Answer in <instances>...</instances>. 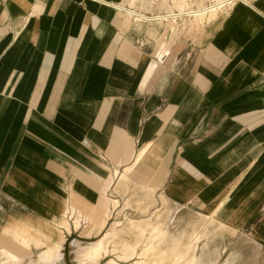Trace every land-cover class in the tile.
<instances>
[{
	"label": "crops",
	"instance_id": "crops-1",
	"mask_svg": "<svg viewBox=\"0 0 264 264\" xmlns=\"http://www.w3.org/2000/svg\"><path fill=\"white\" fill-rule=\"evenodd\" d=\"M99 1L0 0V249L36 253L19 228L63 242L71 206L96 230L112 199L153 197L264 264V0L152 38Z\"/></svg>",
	"mask_w": 264,
	"mask_h": 264
},
{
	"label": "rangeland",
	"instance_id": "rangeland-1",
	"mask_svg": "<svg viewBox=\"0 0 264 264\" xmlns=\"http://www.w3.org/2000/svg\"><path fill=\"white\" fill-rule=\"evenodd\" d=\"M100 1L107 2L109 6H103ZM100 1L99 4L105 11H123L129 20L144 26L142 30H138L133 25L132 29L136 33L152 38L154 36L146 32V26H156L157 35L166 34L180 24L203 25L216 16L223 17L236 1L251 5L249 1L252 0H116L119 5L107 0ZM222 1H227L226 5L218 7ZM210 7H215L213 12L201 17L195 15L196 12ZM129 12L141 14L149 20L140 19ZM117 187L124 196L127 178H120ZM111 203L112 206L105 212L96 230H94L96 223L90 214L86 215L78 210L76 213V207L71 206L66 220L60 222V225L64 222L67 226V233L59 228L67 237L63 239L64 243H60L63 247L61 251L59 250L62 257L54 264H73L71 261L76 250L89 248L92 244H99V252L95 256L97 264H234L236 254L231 248L232 244L224 240L223 226L220 223L215 224L216 217L200 215L197 219H189L186 224L180 221L177 226L169 227L167 225L171 221V212H164V207L150 210L154 203L153 197L143 205H140L135 197H128L120 206L115 199H112ZM221 205L222 202L217 205L215 211ZM74 220L80 225L87 223L93 228V234L85 235L82 232L84 227L81 229V226L74 230L72 228ZM8 233L24 248L26 244L24 241L28 240V235L35 236L44 242V245L39 242H28L27 249L37 248L34 255H17L9 250L0 249V264H45L39 257L40 253L55 251L57 243H49L33 230L19 228Z\"/></svg>",
	"mask_w": 264,
	"mask_h": 264
},
{
	"label": "bare ground",
	"instance_id": "bare-ground-1",
	"mask_svg": "<svg viewBox=\"0 0 264 264\" xmlns=\"http://www.w3.org/2000/svg\"><path fill=\"white\" fill-rule=\"evenodd\" d=\"M100 3L103 6H109V4L107 2H105V1H100ZM226 3H227V1H222L217 6L218 7H223L224 5H226ZM214 9H215V7L206 8V9H203L201 11L196 12L195 15L201 17L202 15H204L206 13L213 12ZM129 13L137 15V17L140 18V19L149 20L147 17H144L141 14H136V13H133V12H129ZM65 225L66 224L63 223V225H60V228L62 227L61 229L64 230L67 233V226H65ZM80 226H81V229L84 227L82 232H84L85 235L89 236V235L93 234V228L89 227L87 223H85L84 225H80L77 222V220L73 221L72 228L74 230L77 229L78 227L80 228ZM70 230H71V225H70L68 231L70 232ZM101 230H103V229H101ZM27 237H28V240L24 241V243H26V244H24L25 247L28 246V244H27L28 242H39V243L44 245V242L39 241L35 236L28 235ZM49 243H51V242H49ZM62 248L63 247L61 246V244L57 243L55 245V251L54 252H52V251L42 252V253H40L39 257L42 259V261L45 264H54V263H56V261L61 259L62 254L59 252V250L61 251ZM98 252H99V244H92V246L89 247V248H79L74 253L73 258H72L73 260L71 262L73 264H81L82 262H85L86 264H97V260H96L95 256L98 255ZM9 260H8V262H10Z\"/></svg>",
	"mask_w": 264,
	"mask_h": 264
}]
</instances>
